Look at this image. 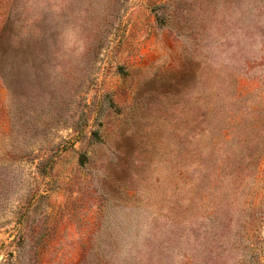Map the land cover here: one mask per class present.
<instances>
[{"label": "rangeland", "instance_id": "obj_1", "mask_svg": "<svg viewBox=\"0 0 264 264\" xmlns=\"http://www.w3.org/2000/svg\"><path fill=\"white\" fill-rule=\"evenodd\" d=\"M264 0H0V264H264Z\"/></svg>", "mask_w": 264, "mask_h": 264}, {"label": "clouds", "instance_id": "obj_2", "mask_svg": "<svg viewBox=\"0 0 264 264\" xmlns=\"http://www.w3.org/2000/svg\"><path fill=\"white\" fill-rule=\"evenodd\" d=\"M234 41L232 51L238 56L258 66L264 63V21L251 28L239 29Z\"/></svg>", "mask_w": 264, "mask_h": 264}]
</instances>
